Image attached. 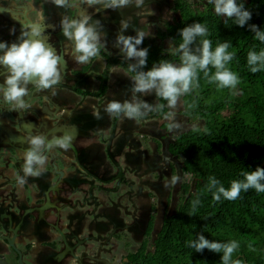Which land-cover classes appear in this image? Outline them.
I'll use <instances>...</instances> for the list:
<instances>
[{
	"label": "trees",
	"instance_id": "16d2710c",
	"mask_svg": "<svg viewBox=\"0 0 264 264\" xmlns=\"http://www.w3.org/2000/svg\"><path fill=\"white\" fill-rule=\"evenodd\" d=\"M237 3H242L252 14L244 27L236 26L234 20L225 22L224 17L215 14L208 0H202L200 5L189 0H173L172 9L178 13L177 18L165 21L164 28L157 29L152 37L146 36L140 45L148 48L144 71L163 61L181 64L180 55L164 47L165 40L170 38L174 48L178 47L182 43L179 30L200 23L208 33L196 38L193 50L204 39L211 41L213 50L218 44L228 42V52L234 56L226 67L237 74L240 82L235 89L210 83L209 78L216 70L209 66V76L198 72L195 82L198 86L181 96V112L191 122L201 123L178 132L167 149L181 159L183 171L195 179L193 189L190 183H183L181 201L174 212L164 215L152 244L149 236L154 215H150L144 238L135 250L125 255L122 264H221L222 253L207 249L199 253L188 246L197 234L219 243L236 241L239 247L232 255L233 261L264 264V193L249 189L242 191L236 200L221 198L217 202L207 188L209 177L229 188L231 181L243 179L241 172L264 167V69L252 73L247 63L250 51L264 50V43L248 28L255 24L264 31V0H237ZM118 64L129 72V63ZM105 88L102 84L101 92ZM157 98L156 105L165 107L152 113L162 118L169 108L166 101ZM168 124L163 121V128L168 130ZM197 199L200 203L193 209V201Z\"/></svg>",
	"mask_w": 264,
	"mask_h": 264
},
{
	"label": "flooded vegetation",
	"instance_id": "af4514ba",
	"mask_svg": "<svg viewBox=\"0 0 264 264\" xmlns=\"http://www.w3.org/2000/svg\"><path fill=\"white\" fill-rule=\"evenodd\" d=\"M72 2L75 6L59 8L49 0H0V41L17 42L22 30L21 21L28 19L36 22L42 13L44 35L41 38L62 58V81L47 91H37L29 84V95L25 97L28 106L24 110L13 111L9 104L0 99V264H122L129 252L121 260L118 249L113 247L121 241L118 217L112 223L96 221L93 225L100 228L96 233L95 228L90 229L88 225L85 227L74 222L75 206L81 204L73 198L74 194L86 191L90 186L87 184L88 178L83 180L91 176L85 166L87 160H84L85 153L82 152L83 141L90 137L100 138L105 132L103 129L83 130L81 123L79 130L75 131L71 118L74 108L79 107L86 96L101 101L103 92L100 88L108 74L104 75L108 61V69L119 65V61L129 64L134 61L125 59L122 52L112 55L102 53L101 48L100 55L105 67L93 73V78L98 81L97 88L93 91L72 88L69 83L72 76L80 78L78 75L88 70L95 57L86 65L78 64L68 56L73 48L71 42L62 35L61 18L68 16L75 19L89 15L92 21H96L103 10L99 6L100 10L98 8L90 14L94 6L77 4L76 0ZM29 4L32 7H27ZM126 14L125 10L120 9L112 11L109 17L118 15L120 20L128 21ZM12 28L15 29L14 34H10ZM148 28L147 22H144L127 35L134 36L136 31L145 33ZM5 75L6 69L0 66V85ZM72 91L80 95L76 102H72L69 97ZM83 118L85 121L86 117ZM117 118H112L111 123L114 124ZM16 133L22 136L19 140L16 139ZM65 133L74 135L72 148L68 151L56 148L50 154L45 151L48 162L43 173L39 177H27L21 185L18 178L23 176V154L29 147L27 139L32 135L43 134L51 138ZM80 210L85 211L84 219L88 212H92L84 206ZM109 224L113 228L106 232ZM32 239L41 240L34 242Z\"/></svg>",
	"mask_w": 264,
	"mask_h": 264
},
{
	"label": "clouds",
	"instance_id": "9594fccd",
	"mask_svg": "<svg viewBox=\"0 0 264 264\" xmlns=\"http://www.w3.org/2000/svg\"><path fill=\"white\" fill-rule=\"evenodd\" d=\"M59 8L75 6L72 0H49ZM76 3H83L88 6L99 5L105 9H123L129 6L137 8L144 5V0H76ZM214 6L217 16H222L227 20H234L236 26L244 27L251 19V12L237 0H208ZM27 7H32L31 4ZM15 18V17H14ZM43 14L41 13L36 22L31 20L21 21L22 30L17 42L0 41V66L6 69L3 84L0 85V99L11 106V110H24L28 105L25 97L29 95L28 85L31 84L37 91H47L53 89L62 81L61 56L57 54L53 47L48 45L43 37ZM60 27L62 35L70 41L73 48V58L78 64H86L92 58L99 56L102 47V28L99 20L92 21L89 15H82L79 18L70 19L68 16L61 18ZM128 21H121L119 32L115 38V46H118L125 59L134 61L128 65V71L135 73L132 80L131 91L141 95L155 93V96L167 102L170 109L164 119L169 121L168 130L171 132L179 129L180 125L175 122V108L181 96L189 93L194 86H198V72H203L209 76V66L216 71L209 78V82L217 83L220 88L235 89L239 84L236 73L229 70L226 65L232 61L234 54L228 52L230 44L228 42L218 44L212 49L211 41L204 39L201 45L193 50L192 45L197 37L207 35V28L200 23H193L179 30L182 43L173 49L174 53L180 55L181 64L179 66L167 61L154 63L153 66L144 71L147 65L148 48L139 46L145 40L143 31H136L134 36L124 35L129 29ZM250 31L255 34V38L264 43V31L251 24L248 25ZM15 29H10V34H14ZM247 63L252 73L264 69V50L259 53L250 51L247 56ZM55 95V92L52 93ZM165 105L158 104L155 107L143 100L136 99L132 102L110 101L103 111L114 117H126L128 119L139 120L148 113L163 110ZM96 119H102L99 112L95 114ZM195 127V126H194ZM74 135L65 133L62 136L53 135L46 138L45 135H32L27 139L29 147L23 154V176L18 178L22 185L27 177H39L45 170L48 162V154L59 148L68 151L72 148ZM243 179L233 180L229 188H225L215 177H209L207 185L212 193V199L219 202L221 198L225 200H236L241 192L254 189L257 193H264V167H256L250 172H241ZM180 181V176H173L169 185H175ZM200 203L197 199L193 201V209ZM188 246L196 252L202 253L207 249L213 253H222L221 264H241L240 260H232L233 253L239 245L236 241L219 243L210 241L202 234H197L195 240L189 241Z\"/></svg>",
	"mask_w": 264,
	"mask_h": 264
},
{
	"label": "rangeland",
	"instance_id": "374dc122",
	"mask_svg": "<svg viewBox=\"0 0 264 264\" xmlns=\"http://www.w3.org/2000/svg\"><path fill=\"white\" fill-rule=\"evenodd\" d=\"M189 1L194 5H200L202 0ZM172 7L173 0H144L142 7L137 8L133 5L123 8V10L125 12L132 11L131 16L136 24L138 20L146 19L145 22L149 26L148 35H155L157 29L164 28L165 21H172L177 18L178 13ZM142 16L147 17L143 18ZM129 22H132V20L129 19ZM164 47L168 50L174 49L170 38L165 40ZM173 64L180 65L179 63ZM110 86L111 91L103 98L104 102L109 103L120 99L129 102L133 100L132 84L127 79L124 80L121 74L113 77ZM148 95L153 98L150 105L155 106L156 102L154 101H157L155 93ZM139 100H143V98L140 97ZM90 102L92 101L90 100ZM103 109L101 108L100 113L102 119H96L98 123L114 118L107 115ZM182 109L183 103L180 97L174 110L175 122L180 125V128L171 132L160 124L161 120L167 121L164 117L160 119L150 112L146 117L137 120L138 124L140 122L146 124L145 130L137 128L129 135L135 121L118 117L117 122L112 126L113 131L110 134L105 132L100 137L103 142H106L105 151L103 152V148L101 150L98 148L95 156L90 155L92 152H89L88 161L86 162L87 168L99 174L93 175L95 177L93 179L99 182V187H92L97 188L98 191H95L94 194L91 193V199H96L98 193H104V202H100V205L98 204L100 207L96 208L97 201L92 204L86 203L85 208L93 211L88 212L85 219V211L77 208L73 215L74 222L78 225L83 224L85 227L88 225L90 229L95 228L94 233H96L98 229L100 230V228L93 225L96 221L104 224L112 223L118 217L121 224V230L119 231L121 241H119V244H114L113 247L118 249L121 260L126 252L135 250L144 238L146 225L151 214L154 215V221L149 236L150 244L153 243L164 215L174 212L181 201L183 183H190L191 189H193L195 179L183 171L181 159L169 154L167 149L168 143L175 134L201 123V121L191 122L181 112ZM88 115L95 117L93 113L88 112ZM93 143L96 144V142ZM93 143L92 145H94ZM107 143H111V146ZM173 176H180V181L175 185L166 186L169 185ZM86 178L89 177H84L83 180ZM103 189H106V191L103 192ZM110 190L114 191L110 193ZM83 192L85 191L83 190ZM109 196H114L113 202L109 201ZM112 228L113 226L109 224L105 231L107 232ZM110 245H112V241Z\"/></svg>",
	"mask_w": 264,
	"mask_h": 264
},
{
	"label": "crops",
	"instance_id": "0c3cea01",
	"mask_svg": "<svg viewBox=\"0 0 264 264\" xmlns=\"http://www.w3.org/2000/svg\"><path fill=\"white\" fill-rule=\"evenodd\" d=\"M98 8H99V5H95L94 9L90 11V14L94 13L95 11H97ZM99 10H100V8H99ZM116 10L119 11L120 9H116ZM116 10L103 8L102 12L100 11L101 12V17L98 18V20L103 25L101 42L106 45L105 47H102V49H103L102 53H106L108 55H112V53H114V52H121L119 47L115 46V38H116V36H117V34L119 32L120 24H121L122 20H120L118 15L115 16V17L114 16L113 17H109V14H111L112 11H116ZM88 12H89V10H88ZM125 13H127L126 17L128 19H131L132 22H129V20H128V22L130 24V27H129V29H127L124 32V35H127V33H131L132 34L135 28L138 29L140 24H142V23H144L146 21V19H140V20L137 21V24H136L135 21L132 19V16H131L132 15V11H128V12H125ZM142 17L146 18L147 16H142ZM93 20H95V19H93ZM148 31H149V28L145 32L146 36H151V37L154 36V35H148V33H147ZM68 56L73 61H75L74 58H73V52L70 51L68 53ZM87 64L88 63H86V65ZM104 67H105V62L103 61V57L99 54V56L95 57L93 59L92 63L89 64L88 70L86 72L78 75L80 78H76L75 76H72V78L70 79L69 83L72 85V88H74V89L79 87V88L87 89L89 91L90 90L93 91V90H95L97 88V82H98V81H96L93 78V73L96 72V71H99V72L102 71L104 69ZM120 74L122 75V78H124V80L127 79L129 81V83L132 84V80H133L134 76L129 74L122 66L116 65V66L110 67L108 69V74H107L105 82H104V85L106 86V88H105V90L103 92L101 101L98 102L97 99H95V97H93V96H86L85 99L82 101V104L79 107L74 108V111L72 113V118H71V121H72L71 125H72V128L75 131L79 130L81 124L83 125L82 126L83 130H86V131H96V130H99V129H101V130L103 129V131L106 132V134L107 133L109 134V133H111L113 131L112 126L117 121L114 124H112L111 123V119H110V120H106V122H104V120H103V123L102 122L98 123L96 121L95 117H91V116L88 115V112L89 113H93L94 116H95V114L97 112H99V114L101 113V108L103 109V107H105L107 105V103H108V102H104L103 98L111 91L110 82L113 80V77H117ZM69 97L71 98L72 102H76V101H78L80 99V95L75 93L74 91L71 92ZM132 97H133L132 101H134L136 99H140V97H142L143 101L147 102L149 105L151 104V102H153L152 101L153 98L150 97V95H140V94L136 93ZM156 99L158 101L157 96H156ZM90 100L92 102H90ZM119 101L121 103H123V102L128 101V100L120 99ZM157 101H154V102H156L155 106L157 104ZM89 103H91V104H89ZM155 106H153V107H155ZM154 116H158V115L154 114ZM83 117H86L85 121H83V119H85ZM124 118H126V117H124ZM158 118L162 119L159 116H158ZM134 121H135L134 122V126H132L131 131L129 132V135H130V133L133 132L134 129H137V128H139V130H145L144 127H146V124L144 122H143V124L141 122L138 124L137 120H134ZM161 122H163V121L162 120L160 121V124L162 125ZM138 125H140V126H138ZM16 134H18V135H16L17 136L16 139L19 140L22 136L19 135V133H16ZM173 139H174V137H173ZM93 142H96V144H94ZM92 143L94 145H92ZM105 144H106V142H103L101 140V138H99V137H90V138L87 139V141L86 140H85V142L83 141L82 152L84 151V153H85V154H83V156L85 157V158L83 157L84 160L88 161L89 152L90 153L92 152V154H90V155H94L95 156L96 155V151H97L98 148H99V150H101L103 148V152H104L105 151V147H106ZM107 144H110V146H111V143H107ZM95 145H97V146H95ZM167 147H168V145H167ZM85 166H88V165L85 163ZM89 174H91V176H89V178H88L89 181L87 183L88 185L91 184V187L89 186V189H88L89 192L86 190L83 193L82 192H79V193L77 192L76 194H74L73 198L77 199L79 201V203L81 202V204L79 206L78 205L75 206V208L82 209V206H84V208L86 207V205H87L86 203H91L92 204L94 201H97V203H96L97 205H95V208H96V207H100L99 206L100 202H104V193H98V195H96V199H94V198L91 199V197H92L91 193L94 194L95 191H98L97 188H92V187H96L97 185H99V182L94 180L95 177L93 175L96 176V175H99V174H96L91 169H89ZM112 191H114V190H110L109 192L112 193ZM78 195H79V197H78ZM109 197H110V199L108 198L109 201L113 202L114 196L113 197L109 196ZM89 198H90V200L88 201ZM91 211H93V210L91 209ZM40 240L41 239H32V241H34V242H38ZM49 264H51V262Z\"/></svg>",
	"mask_w": 264,
	"mask_h": 264
}]
</instances>
